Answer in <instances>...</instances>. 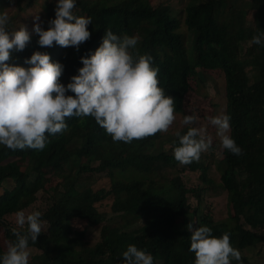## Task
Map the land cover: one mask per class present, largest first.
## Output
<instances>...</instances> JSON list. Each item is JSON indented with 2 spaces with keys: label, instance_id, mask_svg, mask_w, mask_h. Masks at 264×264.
<instances>
[{
  "label": "trees",
  "instance_id": "obj_1",
  "mask_svg": "<svg viewBox=\"0 0 264 264\" xmlns=\"http://www.w3.org/2000/svg\"><path fill=\"white\" fill-rule=\"evenodd\" d=\"M151 1L75 0L74 14L92 19L91 37L77 51L55 42L50 48L38 45L27 10L39 0H0V12L15 10L8 13V30L23 25L30 33L25 49L12 51L6 63L27 68L30 65L24 61L34 52L47 53L51 62L64 66L60 82L67 85L83 67L81 57L94 54L106 31L121 38L135 36L138 43L132 51L153 58L152 66L159 69L158 86L174 98L176 116L184 112L196 75L223 74L230 135L243 155L221 148L215 165H207L208 157L202 155L203 161L181 165L173 156L176 136L167 141L168 150L162 143L164 133L131 143L114 142L91 116L66 118L68 130L46 133L49 142L42 151L0 145V230L5 239H15L13 228L26 230L15 223L17 211L28 214L34 204H45L41 218L47 224L36 243H29V249L40 254L29 264H125L122 254L129 245L151 254L153 264H194L189 223L193 230L211 228L216 238L229 233L232 247L239 251L264 243V47L241 35L245 0H186L179 11L172 4L154 6ZM254 2L258 25L264 23V0ZM56 3L44 0L40 6L43 30L55 19ZM179 131L185 134L187 126ZM212 168L220 176L215 189L226 194L233 213L224 220L201 213L206 188H189L181 176L188 169L211 185L207 175ZM100 179L107 181L106 188H94ZM106 200L109 212L98 208ZM72 220L93 226L99 232L98 242L90 245L85 238H74Z\"/></svg>",
  "mask_w": 264,
  "mask_h": 264
},
{
  "label": "clouds",
  "instance_id": "obj_2",
  "mask_svg": "<svg viewBox=\"0 0 264 264\" xmlns=\"http://www.w3.org/2000/svg\"><path fill=\"white\" fill-rule=\"evenodd\" d=\"M75 8V0H57L55 19L48 21L47 30L42 29L39 15L33 16L32 31L39 36L40 47L50 48L55 42L79 51V46L90 39L92 19L76 16ZM9 22L7 11L0 12V145L11 150L42 151L49 142L46 133L66 132L65 120L70 117L91 116L114 142L124 143L167 132L176 120L175 100L158 86L159 69L152 66L153 58L132 51L137 37L121 38L106 31L101 45L89 58L81 57L83 67L64 85L60 82L64 66L51 62L47 53L34 52L24 61L30 65L27 68L6 63L12 51H23L30 42L26 26L10 32ZM250 43L264 47V32L258 30ZM68 92L74 95H66ZM230 120L222 113L209 117L208 123L215 127L222 148L241 156L242 149L230 135ZM198 121L195 114L183 115L181 123L187 131L183 135L175 133L178 146L173 148V156L181 165L198 161L212 146V136ZM14 215L19 229L27 227L25 231L12 229L15 239L7 243L0 264H29V243H36L47 221L40 211L26 215L21 210ZM187 229L191 232L189 250L195 254L194 264L241 261L229 233L216 238L211 228L199 226L193 230L192 223ZM122 255L125 264H153V256L135 245H129Z\"/></svg>",
  "mask_w": 264,
  "mask_h": 264
},
{
  "label": "rangeland",
  "instance_id": "obj_3",
  "mask_svg": "<svg viewBox=\"0 0 264 264\" xmlns=\"http://www.w3.org/2000/svg\"><path fill=\"white\" fill-rule=\"evenodd\" d=\"M44 0H39L38 5H34L33 8L27 10V18L33 20V16L39 15L41 11L40 6L43 4ZM255 0H245L242 4V16H243V31L241 32L242 36L252 38L257 34V31L264 32V23L258 25L254 24V8ZM160 2L167 5L172 4L175 11H179L184 7L186 0H152L151 3L156 6ZM244 5V6H243ZM244 11L247 13L244 14ZM15 10L12 8L8 10L9 15L14 14ZM190 83L193 86V89L189 93V97L185 99L186 107L184 112L176 116V120L170 126L167 132H164L162 138V143L165 145V149L168 150L171 147V143L167 142L170 139L175 138V133L180 130L182 126L183 115H199L200 118H203L200 122V126L207 128L209 135L212 136V146L206 152H203L201 155L205 158L208 157L206 161L215 165V161L220 159L221 152V141L220 138L216 135V129L208 123L209 117H215L220 114H225L226 107V97H225V81L222 73L218 71H213L211 73H201L196 75ZM197 104V107L193 105ZM212 148V149H211ZM201 161H203L200 156ZM198 160V161H199ZM208 165V164H207ZM182 179L189 188L195 189L197 187L206 188V191L201 193V206L200 211L204 214L214 215V220H224L229 215L233 214L231 207L228 203L226 194L220 192V190L215 189V185L220 182V176L214 170L210 169L207 177L212 181L211 185H206L198 179V173L189 171L185 169V172L182 173ZM107 181L105 179H100L97 182L93 183L94 188L104 187L106 188ZM110 200L103 201L98 208L101 211L109 212ZM192 207L196 206V200L192 194ZM45 204L36 203L30 208L32 211H44ZM28 213V214H29ZM27 215V213H26ZM72 233L74 238H85L88 240L90 245H94L99 240V232L94 229L93 226L88 225L86 221L81 220H72L71 222ZM9 241L5 239L4 233L0 230V248L5 252L7 243ZM30 256L29 260L33 259L34 256L39 255L40 252L34 249H29ZM241 261L234 262L232 264H264V243H259L250 249L240 250Z\"/></svg>",
  "mask_w": 264,
  "mask_h": 264
},
{
  "label": "bare ground",
  "instance_id": "obj_4",
  "mask_svg": "<svg viewBox=\"0 0 264 264\" xmlns=\"http://www.w3.org/2000/svg\"><path fill=\"white\" fill-rule=\"evenodd\" d=\"M12 7V6H11ZM19 10V9H18Z\"/></svg>",
  "mask_w": 264,
  "mask_h": 264
}]
</instances>
